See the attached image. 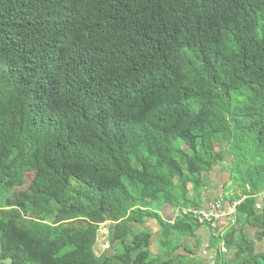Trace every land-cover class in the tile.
Masks as SVG:
<instances>
[{
    "label": "trees",
    "instance_id": "16d2710c",
    "mask_svg": "<svg viewBox=\"0 0 264 264\" xmlns=\"http://www.w3.org/2000/svg\"><path fill=\"white\" fill-rule=\"evenodd\" d=\"M219 164L215 264H264V0H0V259L175 264Z\"/></svg>",
    "mask_w": 264,
    "mask_h": 264
},
{
    "label": "crops",
    "instance_id": "0c3cea01",
    "mask_svg": "<svg viewBox=\"0 0 264 264\" xmlns=\"http://www.w3.org/2000/svg\"><path fill=\"white\" fill-rule=\"evenodd\" d=\"M231 181H232V174L230 171V166L228 167V165H226V166L222 167L221 164L216 166L214 171L211 174L210 184L208 185L207 188H204L201 191L202 207L203 208L209 207V203L214 199H217V198L223 199L226 196H230L231 193L227 192V188L229 187ZM226 182H229V183L226 184ZM221 184L223 186H220ZM225 184L227 186H224ZM224 201L227 204L230 203L228 201V199H224ZM234 218H235V215L221 218L217 222V224L215 225L216 231H218L219 233L225 234L227 232V230L229 229V227L234 223ZM159 229H161V226H159ZM209 231H211V229L209 228V230H208V227H202V226L199 227L198 232H197V239L190 240L188 243V247L190 250L186 249L187 244L185 243V241H183V243L185 245L179 247L178 251H177V254L182 256L180 259L183 260L184 262H186V260H188V259H193V258L198 257V258L203 259V261L206 264H213L212 262H213V260H215V254L213 252L208 253L207 249H206L207 247L211 246V244H212V239L208 238V237H210ZM160 235H161V231H160ZM159 238H160V236H159ZM202 238L204 239V241L202 240ZM185 240H186V238H185ZM191 244L196 245V246L200 245L199 248H195L193 246V249L197 251L196 253L191 252V249H192V247H190ZM186 257H187V259H183Z\"/></svg>",
    "mask_w": 264,
    "mask_h": 264
},
{
    "label": "rangeland",
    "instance_id": "374dc122",
    "mask_svg": "<svg viewBox=\"0 0 264 264\" xmlns=\"http://www.w3.org/2000/svg\"><path fill=\"white\" fill-rule=\"evenodd\" d=\"M220 147H221V145L220 146H218V148L220 149ZM223 147H221V149H222ZM228 163H231V164H233L234 163V159H232V158H228ZM230 164V165H231ZM222 165V164H221ZM222 167H224L223 165H222ZM232 169H231V167H230V171H231ZM229 182H226V184H228ZM231 183V182H230ZM224 185V186H227V185ZM220 186H223L222 184L220 185ZM223 188V187H222ZM235 187L233 188V192L235 191ZM231 192V191H230ZM192 195V194H191ZM164 215L165 216H168L169 218H171V220H173L172 218H174L175 216H177V212H176V210L174 211V213H173V209H171L170 211H169V215H167V214H165L164 213ZM218 220V219H217ZM159 221L156 219V218H148L147 219V221L144 223V224H141V223H139V224H137L136 225V227H135V230L136 231H144L145 229H147V230H149L150 231V233H151V249H152V251L155 253V254H157L158 253V251H159V249H160V245H159V236H160V231H161V229H159V226H160V224L158 223ZM110 225H111V221H106V222H104V223H102L101 225H100V227L97 229V243H96V245H95V251H96V253L97 254H99V255H101V254H103V253H105V252H107V254H110L111 252H113L112 251V249L110 248V241H109V227H110ZM159 225V226H158ZM159 229V230H158ZM245 232H247V231H249L250 230V226H245ZM197 232H198V230H197ZM209 233V232H208ZM179 234V233H178ZM153 235V236H152ZM179 235H181V234H179ZM207 236V235H206ZM178 237H180V236H178ZM212 236H211V233H210V237H208V238H211ZM185 238L187 239V237H185V235H181V240L182 241H186L185 240ZM202 240L204 241V239L202 238ZM206 241V240H205ZM222 241V240H221ZM220 238H218L217 240H216V243L217 244H220ZM173 245H176V241H173V243L171 244V246H173ZM194 245L193 244H191V246L190 247H193ZM215 246H209V247H207L206 249H207V252L208 253H210V252H213V250H215ZM257 248L259 249V250H264V240H262V241H260V242H258V244H257ZM163 251H164V248H163ZM215 252L216 251H214V254H215ZM216 256V255H215ZM181 258V257H180ZM162 259H164V258H162ZM216 260V259H215ZM198 261H200V258H193V259H188V260H186V262H179V259L176 261V263L175 264H197V262ZM7 261L5 260H2V259H0V264H5ZM214 263V262H213ZM6 264H8V263H6ZM9 264H11V263H9ZM217 264V263H216Z\"/></svg>",
    "mask_w": 264,
    "mask_h": 264
},
{
    "label": "built area",
    "instance_id": "2783aa9c",
    "mask_svg": "<svg viewBox=\"0 0 264 264\" xmlns=\"http://www.w3.org/2000/svg\"><path fill=\"white\" fill-rule=\"evenodd\" d=\"M236 203L227 204L222 199H214L209 203V207L207 208H194L190 209L192 213H194L198 219V221L202 224H215L216 221L220 220L223 217H227L232 215L234 212V206ZM182 212H187V210H177V215H181ZM218 219V220H217ZM222 251H227L226 248H222Z\"/></svg>",
    "mask_w": 264,
    "mask_h": 264
},
{
    "label": "clouds",
    "instance_id": "9594fccd",
    "mask_svg": "<svg viewBox=\"0 0 264 264\" xmlns=\"http://www.w3.org/2000/svg\"><path fill=\"white\" fill-rule=\"evenodd\" d=\"M236 203V205L233 207L234 208V212H233V214L232 215H234L235 214V211H236V207H237V205H238V201H233V202H230L229 204H233V203ZM195 207H193V208H191V209H194ZM200 208H203V207H200ZM178 209H180V207L179 208H177L176 209V212H177V210ZM180 210H182V209H180ZM183 210H187V212H182V214L181 215H183V214H186V213H188L189 212V208L188 209H183ZM182 210V211H183ZM190 214H192V212L190 213ZM194 214V213H193ZM195 215V214H194ZM232 215H229V216H232ZM177 216H180V215H177ZM177 216H175L174 217V219L177 217ZM229 216H227V217H229ZM195 218L197 219V217H196V215H195ZM219 221V220H218ZM197 222H199L198 221V219H197ZM200 223V222H199ZM201 225H202V227H208V230H209V226H207V225H205V226H203V224L202 223H200ZM209 232H211V231H209ZM223 233H219L218 231H214V233L212 234V237L213 236H217V237H219L220 235H222ZM223 236V235H222ZM212 245V244H211ZM217 246V247H216ZM215 247V250H213V253H214V251H217V249H219L218 251L219 252H222V253H225V254H227L230 250H229V248H228V246H226V244L223 242V241H221L220 242V244H217ZM222 248H226L227 249V251H222L221 249ZM177 251H178V249H177ZM177 251H176V254H177ZM215 255H216V252H215ZM214 262V263H213ZM213 264H215V260H213Z\"/></svg>",
    "mask_w": 264,
    "mask_h": 264
}]
</instances>
